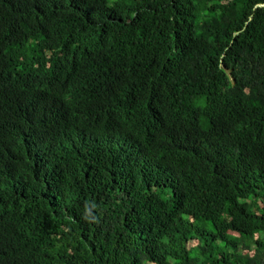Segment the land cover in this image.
Returning a JSON list of instances; mask_svg holds the SVG:
<instances>
[{"label": "trees", "instance_id": "1", "mask_svg": "<svg viewBox=\"0 0 264 264\" xmlns=\"http://www.w3.org/2000/svg\"><path fill=\"white\" fill-rule=\"evenodd\" d=\"M0 264H264V0H0Z\"/></svg>", "mask_w": 264, "mask_h": 264}]
</instances>
